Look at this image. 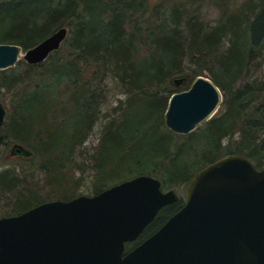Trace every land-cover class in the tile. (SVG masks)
Instances as JSON below:
<instances>
[{
	"label": "trees",
	"instance_id": "16d2710c",
	"mask_svg": "<svg viewBox=\"0 0 264 264\" xmlns=\"http://www.w3.org/2000/svg\"><path fill=\"white\" fill-rule=\"evenodd\" d=\"M255 4L259 5L257 12L252 6ZM212 5L218 10V17L213 22H201L198 14L185 17L174 6L167 17L149 16L157 11L149 12L152 7L147 0H0V43L16 44L27 49L63 27L61 25L68 27L75 24L76 29L72 42L67 40V35L61 45L68 44L72 50L64 56L67 58L60 55V47L45 60L49 63L48 68L40 69L46 65L45 61L26 66L24 78L30 81H26V84L36 86H32L31 93L21 91L22 98L16 113L22 126L21 138L16 135L20 130L10 131L9 127L8 133H4L7 136L4 143L7 144L13 136L18 139V144L23 145L25 137H36L40 131L49 130L47 126L53 128L56 124L50 118L55 112L50 111L47 119L46 112L41 116L37 113L39 109L36 113L30 105L27 109V99H36L40 95V87L44 91L49 88L47 102L61 99L59 118L69 115L68 123L72 114L78 118L71 127L80 132L83 123L89 121L87 107L94 98L93 92L84 95L86 80L77 62L85 61L86 66L98 63V72L109 73L128 95L127 104H130L129 108L126 106L120 121L108 123L102 132L99 153L94 155L96 177H112L103 176L107 168L111 167L98 159L103 150H114L113 140L118 134H125L122 145L124 151L133 146L129 135L131 138L142 135L143 138L144 134L155 140L145 146L148 155L146 159H137L139 166L129 164V159L124 162L122 169L135 167V174L158 179L161 189L188 184L200 170L228 154L244 155L256 163L254 166L257 169L262 168L258 156L264 151V137L261 138L264 135L263 124L259 122L264 120V94L262 88H255L259 79H255V84L253 81L247 83L242 74L255 55L264 49V0H256L253 4L250 2V6L244 10L235 11L223 0H213ZM152 17L160 19L158 26L152 25ZM242 25L244 28L241 29ZM224 39L227 44L221 50ZM16 65H19V61ZM16 65L0 70V88L25 80L22 75L8 74ZM183 75L188 76L182 85L184 87H188L195 77L206 76L222 94L220 113L202 125L201 138L205 146L194 155L191 163L182 159L188 151L186 149H190L187 144L192 142V132L186 135L171 131L167 133L163 126V113L170 96L164 100L155 93V89L162 84L166 85L165 91L182 88H174L169 81ZM64 80L67 81L62 84ZM248 84L254 85L253 89ZM61 85L69 88L70 92L69 89L62 91L60 96ZM255 99L258 105L253 104ZM135 105L146 120L134 131L133 126L128 125L127 118L133 114L130 111L134 110ZM111 123H115L114 130L110 127ZM182 139L187 141L182 144ZM224 140L226 143L222 145ZM9 174L8 171L0 173V187H4L6 193L17 200L11 207L10 215L19 214L40 203L23 206L22 201L32 193L20 188ZM181 206L182 202L178 200L163 207L138 240L126 244V251L155 231Z\"/></svg>",
	"mask_w": 264,
	"mask_h": 264
},
{
	"label": "water",
	"instance_id": "95a60500",
	"mask_svg": "<svg viewBox=\"0 0 264 264\" xmlns=\"http://www.w3.org/2000/svg\"><path fill=\"white\" fill-rule=\"evenodd\" d=\"M68 30L60 27L36 45L0 43V70L22 59L43 62L59 49ZM187 75L172 78L179 87ZM222 100L206 76L173 93L164 112L165 126L185 135L209 120ZM5 109L0 104V126ZM0 135V144L6 140ZM11 155L29 157L20 144ZM186 199L153 234L127 252L165 206L174 190L145 175L92 196L49 201L18 215L0 218V264H264V168L243 155L224 156L200 170L186 187Z\"/></svg>",
	"mask_w": 264,
	"mask_h": 264
},
{
	"label": "rangeland",
	"instance_id": "374dc122",
	"mask_svg": "<svg viewBox=\"0 0 264 264\" xmlns=\"http://www.w3.org/2000/svg\"><path fill=\"white\" fill-rule=\"evenodd\" d=\"M147 1L152 7V10H149V12H154L155 10L157 11L154 15L151 13L148 14L149 16H158L159 18H163V16L167 17L170 15V11L174 6L179 8L181 14L185 15V17H187V15L193 16L198 14L201 22H213L218 17V10H216L212 5L213 0ZM223 2L227 3L228 6L235 11L238 9L244 10L247 6H250V2L253 4L256 3V0H223ZM252 6L255 8V12H257L259 5L255 4ZM159 20L160 19H154L152 17V25H154V27L158 26L160 23ZM64 25L61 26L68 29L69 39L67 40L71 41V38L76 30L75 24H70L68 27ZM242 28H244L243 25L241 26V29ZM243 32H245V30ZM246 36H248V34H246ZM226 44V39H224L220 45V49L224 50ZM70 51L72 50H70V47L66 44L61 47L59 53L63 56V58H67L64 56H66ZM258 54H256L252 62L246 66L242 77H244V82L247 83L251 81L254 82L255 79H259L257 81L258 85L255 88H262L261 92L264 94V49H262V52ZM46 62L47 61L44 62L46 65L42 66L40 69L49 67V63ZM77 64L79 65V68H82V74L86 80L84 95H88V93L90 94L92 92L94 94L93 100L90 101V106L87 107L89 112L88 116L91 120L83 123L80 132H77L76 129L71 127L73 125V121L78 118L72 114L70 123H68L69 115H66L65 118L62 119L59 118L61 116V113H59L61 99H52L47 102L49 88L44 91L43 88L40 87L38 90V94L40 95H37L36 99H27V109H29V105L35 113L37 109H39L37 113L41 116L45 115L46 112L47 119H49L50 111L55 112L56 115L53 114L50 118L51 121L54 120L53 122H56V124H54L53 128H51V126H47L49 127V130H43V132L40 131L36 137L31 135L23 139L25 142L22 144L33 153L30 159L25 160L13 158V156L9 154L10 146L13 143H18L17 138L10 136L11 138L8 139L7 144L4 142L0 144V173L8 171L10 173V178L15 180V182L19 184L20 188L32 193L29 195V198H25L22 201L21 204L23 206L34 205L38 202H46L57 199L68 200L70 197L73 198L79 195L91 196L100 189H106L114 184L130 179L131 177H135L138 175L135 174L137 173V169L135 167H132L131 169H122L124 162L130 159L131 162H129V164L138 165L140 162H138L137 159H146V156L148 155L147 150H145L147 143L150 144L155 142L153 138L145 137L144 134L143 138L142 135L134 138H131V135H129L128 139L131 140V144L133 146L124 151L122 149V145H124L125 134H118L114 136V150L110 152L103 150L102 156L98 159L99 162L103 164L105 163L106 166L111 167L107 168V173H104L103 176L112 175V177L108 179H106L107 177L104 179H100L98 176L96 177L97 173L94 167L96 160L94 155L97 152L99 153L98 150L100 149V141L103 137L102 132L104 133L106 130L105 127L108 123L110 124V122L113 121L118 123L120 121L121 115H124L125 113L126 106L128 108L130 106L129 103L127 104V99L129 97L125 94V92H123L119 83L113 79L109 73L106 72L105 74L103 72H98V63H96V65H92L91 63V65L86 66L87 63H85V61L82 63L79 61ZM26 66H28V64L21 59L19 60V65H16V67L8 74L14 76L22 75L23 79H25L24 74L27 70ZM167 80L168 78L166 79V84ZM26 81L30 82L28 79H25L0 88V104L5 109L4 122L0 126V135L3 133L7 134V129L10 127V131H14L13 129L20 130L16 135L18 138H21L20 132H22V126L20 121H18V118H16L17 109L20 106L19 102L22 98L21 91L27 94L31 93L33 86L32 84L27 85ZM66 81L67 80H64L62 84H65ZM255 83L256 82H254V84ZM248 85L251 89H253L254 85ZM165 87L166 85L162 84L159 88L155 89V93L164 100L166 99V96H171L172 93L182 91L187 88L182 86V88L177 90L171 89V91H165ZM68 89L69 88H65L64 85H61V93L59 95L61 96L63 94L62 91L64 92ZM253 102V104L258 105L257 99ZM167 103L168 100H166V107ZM133 109L134 110L130 111V113H133V116L130 115L127 118V122L128 125L133 126V130L135 131V127H139L143 124L146 117H144L145 119L143 118V112H141L136 105ZM219 111L218 107L215 114ZM151 114L154 116V112ZM28 121H30V117L28 118ZM31 122L34 123L33 121ZM259 122H262L263 127H261L264 132V120ZM115 123H111L110 127L112 126V129L115 127ZM204 123L199 126V130L196 129L192 132V135L190 136L192 142L187 144L190 146V149H186L188 151L184 153L185 156L182 161L186 163L193 162L194 155L204 148L205 142L201 138L203 133L202 125ZM13 124L16 125L13 127ZM163 126L166 128L165 130H167V133L170 132L164 123V113ZM129 133L132 132L129 131ZM263 137L264 135L261 136V138ZM186 141L187 140L182 139L180 142L184 144ZM225 143L226 141L224 140L222 145ZM258 157L260 165L264 168V151H261ZM141 164L148 165L149 163L141 162ZM252 164L256 165L255 162H252ZM187 185L188 184H181L169 189L162 188V190H174L178 199L183 204L186 199L185 191ZM3 188L0 187V217L9 216L12 210V205L17 201L6 193Z\"/></svg>",
	"mask_w": 264,
	"mask_h": 264
},
{
	"label": "flooded vegetation",
	"instance_id": "af4514ba",
	"mask_svg": "<svg viewBox=\"0 0 264 264\" xmlns=\"http://www.w3.org/2000/svg\"><path fill=\"white\" fill-rule=\"evenodd\" d=\"M13 158H20V159H22L20 156H14ZM171 215H172V214H171ZM171 215H169L168 217H170ZM168 217H167V218H168ZM167 218H166V219H167Z\"/></svg>",
	"mask_w": 264,
	"mask_h": 264
},
{
	"label": "bare ground",
	"instance_id": "6f19581e",
	"mask_svg": "<svg viewBox=\"0 0 264 264\" xmlns=\"http://www.w3.org/2000/svg\"><path fill=\"white\" fill-rule=\"evenodd\" d=\"M90 120H91V118L89 119V121H90ZM92 120H93V119H92ZM89 121H88V122H89ZM92 123H94V122H92ZM50 149H51V148H50ZM50 149H49V150H50Z\"/></svg>",
	"mask_w": 264,
	"mask_h": 264
}]
</instances>
